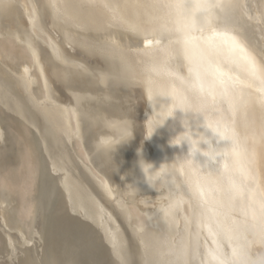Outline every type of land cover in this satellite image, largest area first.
I'll use <instances>...</instances> for the list:
<instances>
[{"label":"bare ground","instance_id":"bare-ground-1","mask_svg":"<svg viewBox=\"0 0 264 264\" xmlns=\"http://www.w3.org/2000/svg\"><path fill=\"white\" fill-rule=\"evenodd\" d=\"M0 260L264 264V0H0Z\"/></svg>","mask_w":264,"mask_h":264},{"label":"rangeland","instance_id":"rangeland-1","mask_svg":"<svg viewBox=\"0 0 264 264\" xmlns=\"http://www.w3.org/2000/svg\"><path fill=\"white\" fill-rule=\"evenodd\" d=\"M151 108H150V112H151ZM145 150H146V152L149 154V156L153 159V164L154 165H156L157 164V162L154 160V156H153V154H150L151 152V149H150V145H149V142H147L146 144H145ZM146 220L147 221H151L152 219H153V216L151 215V216H146ZM146 220H144V221H146ZM0 262H1V260H0Z\"/></svg>","mask_w":264,"mask_h":264},{"label":"clouds","instance_id":"clouds-1","mask_svg":"<svg viewBox=\"0 0 264 264\" xmlns=\"http://www.w3.org/2000/svg\"><path fill=\"white\" fill-rule=\"evenodd\" d=\"M154 133H149V136H151V135H153ZM153 165H152V163L151 162H147V163H145L144 165H143V171L145 172V173H147L148 172V170L152 167Z\"/></svg>","mask_w":264,"mask_h":264}]
</instances>
